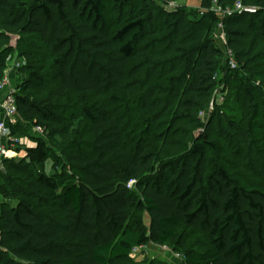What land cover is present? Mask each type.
Wrapping results in <instances>:
<instances>
[{
  "label": "trees",
  "instance_id": "1",
  "mask_svg": "<svg viewBox=\"0 0 264 264\" xmlns=\"http://www.w3.org/2000/svg\"><path fill=\"white\" fill-rule=\"evenodd\" d=\"M108 1L0 0V82L11 35L28 40L17 48L27 66L47 67L45 49L51 77H29L54 88L32 98L23 84L18 116L66 160L37 140L20 162L4 161L53 196L61 219L48 221L27 198L3 205L0 264H141L132 253L151 244L184 251L188 264H264V0H198L195 12L168 10L174 0ZM238 3L257 12H214ZM220 23L240 70L228 67L227 84L244 103L204 123L225 54L211 36ZM74 98L80 112L68 114ZM227 146L261 184L236 178Z\"/></svg>",
  "mask_w": 264,
  "mask_h": 264
},
{
  "label": "rangeland",
  "instance_id": "2",
  "mask_svg": "<svg viewBox=\"0 0 264 264\" xmlns=\"http://www.w3.org/2000/svg\"><path fill=\"white\" fill-rule=\"evenodd\" d=\"M111 1L112 0H109L107 3L108 8H111L112 6ZM179 7H185L189 12H195L200 7V2L198 0H174L172 4L168 6V10H172L174 8ZM217 15L220 18H223V15ZM219 29L220 28H217L213 32V34H211V36L214 38L215 42L219 44L220 47H222L224 51L221 39V34L223 33H221ZM24 41L27 42L28 40L25 38L20 41L19 36H10V40L7 42L8 44H6V48H12L13 52L8 57V70L6 71V76L11 79L10 88L15 87L18 91V94L21 93L22 85L26 82H30L31 88L27 96L30 95L32 96V98H42L46 96L49 90L54 88V83L52 82V85L48 83L44 85L42 83H39L38 81L30 79L29 76L31 71L40 73V75L42 76L44 75V73L50 76L51 71L49 67L51 60L46 59V57L49 56L46 54L45 49H43L38 57L39 59H44V62H46L47 67L45 66L44 68H40L42 65L40 62L38 64L30 63L27 66L26 61L21 59L18 52L20 42L24 47L26 46L23 43ZM226 60V55L224 54V57L220 62L218 70L219 74L217 79L219 84L217 91L213 94V97L211 99V107L207 111V113H205V115H201V119L204 123H208L210 121L212 112L215 111L216 108L225 109L231 107L232 109H234L235 107L238 110L237 101H241V103H244V91L238 86L236 88H233L228 86L227 84L226 75L228 73V66ZM41 62H43V60H41ZM258 65L259 66L257 68V71H263L264 73V59L261 60ZM28 67H30V69H28ZM237 72L240 73V70L237 69ZM261 81L262 80L257 79L255 80V83L260 84ZM97 99H100L102 105L108 106L110 104L108 97L99 96V98ZM76 103L77 100L74 98L72 101L64 103L63 107L68 114H70L71 112L79 113L80 106L78 107ZM109 109L114 110L113 108ZM236 115L238 118H241L243 116V113L238 112ZM35 129L36 127H34L30 123L24 122L19 116L16 118L15 124L10 126L11 135L15 141L14 145L11 144L9 146L14 151V154H12V160L20 162L25 157L26 149L34 147L35 142L37 140H43L47 143L51 151V157L54 160H59L66 163L62 152L58 149H55L46 134L37 133ZM96 130L97 129L95 128L93 134L96 132ZM101 131L102 128L99 129V132ZM201 132L202 130L198 131L196 134L198 135V133ZM2 141L4 142L5 140ZM226 150V163L237 179H240L243 183L258 182V184H261L262 180L258 181V179L245 176L241 169L242 166H240V160H237L236 156L232 155V152L230 151V148H228V146ZM85 151L87 153L89 152L86 148ZM46 171L49 175L54 174L52 170V162L47 165ZM60 171L59 173H61ZM71 175L72 172L69 171L68 177H70ZM9 192L15 193V200H10L5 197L4 193ZM26 198L32 201L35 206L38 207L40 205L43 208L41 210V213H43L47 217L48 221H57L61 219V213L58 210L59 206H57V204H54L53 196H50V194L46 191H42V189L36 184L32 176L24 172L21 174L15 173L8 166L3 165L2 167H0V216L2 213L3 205L10 204L11 208H15L18 203L17 199ZM138 216L143 218L146 221L147 225H149V219L145 213L138 214ZM202 241L203 240H201V238H198L196 236L192 242H198L199 244H201V248L204 249V243ZM190 246L191 243H189L187 247L189 248ZM132 258H134L136 261H139L141 264H188V258L184 251H177L172 246L161 247L158 245L151 244L146 248H142L136 255H132Z\"/></svg>",
  "mask_w": 264,
  "mask_h": 264
},
{
  "label": "built area",
  "instance_id": "3",
  "mask_svg": "<svg viewBox=\"0 0 264 264\" xmlns=\"http://www.w3.org/2000/svg\"><path fill=\"white\" fill-rule=\"evenodd\" d=\"M214 12L221 14L224 17L232 16L236 13L242 14H255L257 9L254 7L244 6L242 3L236 4L233 9L227 11H222L221 7H216ZM219 30L221 31L222 46L224 47V52L226 55L227 65L231 70H236L238 64L235 58L234 52L229 48L226 33L223 30V24L218 25ZM11 79L5 75L3 80L0 82V167L4 165L5 160L12 159V154H14L12 148L9 146L15 144L14 139L12 138L10 126L15 124V120L18 117V107H17V93L15 87H11ZM207 113V112H205ZM202 114V115H205ZM37 133L45 134L44 130L41 127L35 129ZM2 140H5L4 142ZM135 185V181H132L129 184V188H132ZM142 248H137L133 251L132 255H136Z\"/></svg>",
  "mask_w": 264,
  "mask_h": 264
}]
</instances>
